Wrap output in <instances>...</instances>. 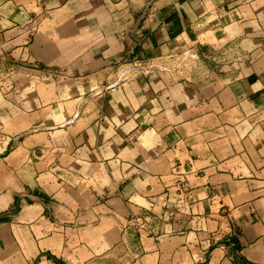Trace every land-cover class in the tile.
Masks as SVG:
<instances>
[{"label":"crops","instance_id":"crops-1","mask_svg":"<svg viewBox=\"0 0 264 264\" xmlns=\"http://www.w3.org/2000/svg\"><path fill=\"white\" fill-rule=\"evenodd\" d=\"M118 1L0 0V264H264V0Z\"/></svg>","mask_w":264,"mask_h":264},{"label":"rangeland","instance_id":"rangeland-1","mask_svg":"<svg viewBox=\"0 0 264 264\" xmlns=\"http://www.w3.org/2000/svg\"><path fill=\"white\" fill-rule=\"evenodd\" d=\"M117 3H118V5L116 6V8L119 9L120 11L123 10V9L127 10L130 7V5H132L129 0H124V1L123 0H119ZM130 11H132V9ZM130 11H128V12H130ZM189 59H191V58H189ZM31 68H34V66H32ZM35 68H36V66H35ZM61 75L63 76L62 72L54 70L51 73V78L52 79H57Z\"/></svg>","mask_w":264,"mask_h":264},{"label":"built area","instance_id":"built-area-1","mask_svg":"<svg viewBox=\"0 0 264 264\" xmlns=\"http://www.w3.org/2000/svg\"><path fill=\"white\" fill-rule=\"evenodd\" d=\"M141 224H142V222L139 219H135L134 220V224L133 225L141 227L142 226Z\"/></svg>","mask_w":264,"mask_h":264},{"label":"water","instance_id":"water-1","mask_svg":"<svg viewBox=\"0 0 264 264\" xmlns=\"http://www.w3.org/2000/svg\"><path fill=\"white\" fill-rule=\"evenodd\" d=\"M7 153H8V150H6L5 153H4L3 155H6ZM235 240H236L235 237L230 238V241H235ZM226 242H227V241H226ZM226 242H225V243H226Z\"/></svg>","mask_w":264,"mask_h":264}]
</instances>
